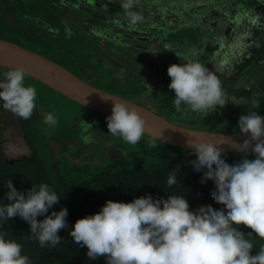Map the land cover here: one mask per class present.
<instances>
[{
  "label": "clouds",
  "instance_id": "obj_1",
  "mask_svg": "<svg viewBox=\"0 0 264 264\" xmlns=\"http://www.w3.org/2000/svg\"><path fill=\"white\" fill-rule=\"evenodd\" d=\"M133 2L123 0L120 6L135 25L142 17L129 11ZM195 55V49L185 56L178 55L185 63L167 69L171 79L168 87L175 93L174 107L182 115L188 111H216L218 106L227 104L220 80L204 64L189 58ZM26 74L23 68H13L0 81L3 109L24 120L32 118L37 108L36 89L24 86ZM111 98L105 99L113 104L112 114L106 118L110 134L128 144H137L146 133V120L131 104ZM44 123L55 126L54 114L45 113ZM238 125L245 137L242 143L230 138L197 141L193 138L197 133L186 136L187 147L196 156L189 163L195 172L203 173L201 183L214 182L211 196L224 206L222 209L208 205L193 212L180 195H169L167 199L148 195L130 203L109 200L98 213L75 222L70 231L74 242L88 249L90 259L103 256L107 264H264V243L252 255L255 244L250 238L255 233L264 241V117L257 112L241 115ZM225 143L244 154V158L228 164ZM149 146L155 148V141ZM249 154L255 158L248 159ZM5 183L8 191L4 198L9 203L0 204V223L20 217L30 225L28 239L39 247L60 245L62 238L58 233L68 228V210L63 208L48 215L60 202V195L48 184L33 185L25 193L17 190L12 179ZM177 183V172L168 173L167 187L173 188ZM38 217L45 218L41 221ZM239 226L252 230L249 238L238 230ZM6 237L7 233L0 231V264H32L30 257L22 254L23 245Z\"/></svg>",
  "mask_w": 264,
  "mask_h": 264
},
{
  "label": "trees",
  "instance_id": "obj_2",
  "mask_svg": "<svg viewBox=\"0 0 264 264\" xmlns=\"http://www.w3.org/2000/svg\"><path fill=\"white\" fill-rule=\"evenodd\" d=\"M79 1L81 0H0V38L44 56L66 68L61 54L65 53L66 56L71 57L72 51H75V48L78 49L79 42L84 40L85 44L94 46L91 37L78 29L74 23L73 25L66 21L67 16L73 14V8ZM84 1L89 5L102 9L107 7L109 10L116 12L119 14L117 27L119 25L131 32L140 33L145 31L147 27L149 28V23L157 26H165L169 23L151 18V11H146L145 7L151 9L152 6H155L150 3L147 4L148 0H134L129 11L142 17L141 21L135 25H132L130 21H125L126 19L129 20V17L127 12L120 6L123 0ZM115 1L118 3H115ZM257 19L245 27L249 31L248 35L240 39L241 35L235 34V38H231L228 45L229 49L232 48V51L226 50L221 64L219 58L213 65L209 66L208 69L219 79H232V77L242 74L247 69L264 65V12L258 14ZM66 37H70V40L64 45L63 40ZM239 39L241 40V46L245 44L243 49H237L236 42L232 41ZM160 40L145 39L148 48L152 43L156 45L155 49L147 52L153 59L159 58L164 53V45ZM154 52H157V54ZM69 64L73 63L70 61ZM157 71H164V66ZM27 79L40 83L25 75V86H27ZM45 87L55 92L47 86ZM147 89L150 90L148 85H143L139 88L136 97L139 98ZM160 100V102H163L162 99ZM164 100L168 102L165 106L167 112H158L157 115L171 122H173L171 114H175L178 118L185 116L176 112L174 105L171 106L173 98ZM74 104L95 114L97 117H106L75 102ZM261 106V109L253 107L250 94L243 91L235 96L229 95L227 104L223 107L218 106L216 111L209 110L207 113L190 111L191 124L178 125L202 131L240 133L238 125L240 116L257 112L264 117V103H261ZM182 107L186 108L185 105H182ZM17 118L20 121L22 138L32 154L28 157L21 156L9 160L3 153V143L0 141V204L9 203L4 198L5 193L8 191L5 182L12 179L17 190L25 193L33 185L48 184L52 190L60 195V202L49 210L48 215L52 211L59 212L63 208H67L69 213L67 217L68 228L58 233L62 238V242L55 248H41L37 242L28 239L31 235L30 225L20 217L9 219L6 223H0V231L7 233L6 238L16 240L23 245L22 254L29 256L32 264H107L106 257L103 256L95 260L90 259L87 256L88 249L76 244L70 236V231L78 219L98 213L109 200L130 203L136 198L148 195H151L154 199H167L169 195H180L188 201L190 210L193 212L201 206L210 205L217 210L224 207L217 204L211 196V193L215 191L214 182L208 180L201 183L203 173L195 172L189 163L196 159V156L192 154L193 151L173 147L144 135L135 144L136 146L125 152V155L119 157L109 156L105 162L99 165H91L86 162L70 164L65 159L56 158L53 155L50 146L52 138L48 137L46 139L39 136L40 117L39 120H36L34 115L28 120ZM81 119L94 121V119L83 117ZM229 122L231 125L226 124ZM196 124L200 127H195ZM219 125L223 129H220V131L213 130L214 127ZM230 126L236 129L226 130ZM153 140L156 143L155 148L149 146V143ZM59 150L63 154L67 151V146L61 144ZM250 155L247 156L248 159H252ZM243 158L244 154H225V160L230 165ZM172 171L177 172L178 183L173 188H168L166 180L168 173ZM44 218L38 217L37 219L42 221ZM238 230L245 233L246 238H249L248 233L252 232L251 229L245 226H239ZM250 238L255 244L252 255H256L259 246L264 241H260L255 233H252Z\"/></svg>",
  "mask_w": 264,
  "mask_h": 264
},
{
  "label": "rangeland",
  "instance_id": "obj_3",
  "mask_svg": "<svg viewBox=\"0 0 264 264\" xmlns=\"http://www.w3.org/2000/svg\"><path fill=\"white\" fill-rule=\"evenodd\" d=\"M82 1L84 0L73 8V14L68 15L66 21L74 23L91 37L94 46L85 44L84 40L79 42L78 49L72 51L71 57L61 54L66 69L82 81L156 114L167 112L165 106L168 102L164 99H175L174 91L168 87L171 79L167 69L173 64L185 63L178 55L185 56L195 49L196 55L189 57L190 59L197 60L207 68L219 58L221 64L231 38H235V34L241 35L240 39L248 35L249 31L245 27L258 20V14L264 12V0H148L147 4L155 6L151 9L145 7L146 11H151V18L169 23L165 26L149 23V28L137 33L119 25L117 27L119 14L116 12ZM147 37L152 40L161 39L164 53L159 58L153 59L147 54L148 50H153L156 46L152 43L148 48L145 42ZM240 39L232 40L236 42L237 49L245 46L243 43L244 46L240 45ZM69 40L70 37L64 38L63 44L66 45ZM229 50L232 51V48ZM70 61L73 64H69ZM162 66L164 71H157ZM8 71L10 70L0 68V81H3L4 74ZM219 80L226 97L248 92L253 107L261 109V103H264V65L247 69L232 79ZM143 85L150 88L147 89L151 91L148 94L150 96L141 94L138 98L136 95ZM25 87L36 89L37 108L33 115L36 120L40 117L39 136L53 139L50 146L56 158L65 159L70 164L86 162L99 165L109 156L125 155L127 150L136 146L112 136L106 117H97L57 94L58 92L47 89L42 83L27 79ZM2 105L3 101L0 100V141L3 143L5 157L10 160L30 156L32 151L22 138L19 119L10 111L4 110ZM173 105L174 103L171 106ZM45 113L54 114L56 126L49 127L44 123ZM190 115V111L181 118L171 114V120L177 124L190 125ZM82 117L94 121L81 120ZM226 124L231 125L230 122ZM195 127L200 126L196 124ZM220 129H223L220 125L213 128L215 131ZM230 129L236 128H226ZM61 144L67 146V151L63 154L59 150Z\"/></svg>",
  "mask_w": 264,
  "mask_h": 264
},
{
  "label": "water",
  "instance_id": "obj_4",
  "mask_svg": "<svg viewBox=\"0 0 264 264\" xmlns=\"http://www.w3.org/2000/svg\"><path fill=\"white\" fill-rule=\"evenodd\" d=\"M0 68L9 70L13 68H23L27 76L42 83L53 91L58 92L71 101L106 117L112 114L113 104L105 99L110 100L112 99L111 97H114L131 104L138 109L141 116L146 120L145 135L173 147L193 151L187 147L186 136L189 135L188 133L199 134L193 137L197 141L201 139H219L224 141L226 138H230L237 143H242L245 138L241 133L202 131L175 124L145 107L82 81L65 67L44 56L2 39H0ZM102 96H104L105 99H103ZM203 134L219 135L223 137L213 138ZM223 148L225 154H242L231 148L227 143L223 145Z\"/></svg>",
  "mask_w": 264,
  "mask_h": 264
},
{
  "label": "crops",
  "instance_id": "obj_5",
  "mask_svg": "<svg viewBox=\"0 0 264 264\" xmlns=\"http://www.w3.org/2000/svg\"><path fill=\"white\" fill-rule=\"evenodd\" d=\"M150 92H151V91H146V92L142 93V95H143V96H148V97H149L150 95H148V94H150ZM140 97H141V96H140ZM81 120H82V119H81ZM83 120H84V119H83ZM85 121H86V120H85ZM69 142H70V141H69ZM51 144H52V143H51Z\"/></svg>",
  "mask_w": 264,
  "mask_h": 264
},
{
  "label": "flooded vegetation",
  "instance_id": "obj_6",
  "mask_svg": "<svg viewBox=\"0 0 264 264\" xmlns=\"http://www.w3.org/2000/svg\"><path fill=\"white\" fill-rule=\"evenodd\" d=\"M256 14H253V16H255ZM147 39H150V37H147Z\"/></svg>",
  "mask_w": 264,
  "mask_h": 264
}]
</instances>
